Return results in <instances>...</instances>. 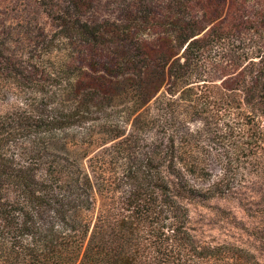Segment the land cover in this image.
<instances>
[{"label": "trees", "instance_id": "trees-1", "mask_svg": "<svg viewBox=\"0 0 264 264\" xmlns=\"http://www.w3.org/2000/svg\"><path fill=\"white\" fill-rule=\"evenodd\" d=\"M39 1L24 55L0 25V264H261L188 203L264 157V0Z\"/></svg>", "mask_w": 264, "mask_h": 264}, {"label": "rangeland", "instance_id": "rangeland-1", "mask_svg": "<svg viewBox=\"0 0 264 264\" xmlns=\"http://www.w3.org/2000/svg\"><path fill=\"white\" fill-rule=\"evenodd\" d=\"M39 2L0 0V25H5L10 33L12 48L18 55L26 53L29 40L36 37L40 29H45L47 33L54 30L45 7ZM114 8L113 2L100 0L88 15L91 19H113ZM15 99L16 93H2L0 113L10 111ZM194 126L203 130V139L214 138V135L205 132L203 125L198 123ZM57 149L63 151L64 148L60 145ZM210 164L211 182H214L222 176L223 163L220 158L215 157ZM228 184L234 190L226 198L187 202L190 210V230L202 243L239 246L253 253L264 264V157L261 165H247Z\"/></svg>", "mask_w": 264, "mask_h": 264}]
</instances>
